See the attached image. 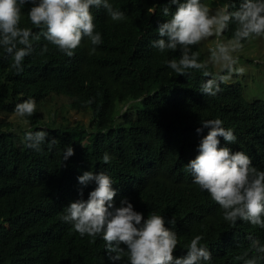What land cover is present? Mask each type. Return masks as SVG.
I'll return each instance as SVG.
<instances>
[{
	"label": "trees",
	"instance_id": "1",
	"mask_svg": "<svg viewBox=\"0 0 264 264\" xmlns=\"http://www.w3.org/2000/svg\"><path fill=\"white\" fill-rule=\"evenodd\" d=\"M109 2L123 11L126 19L121 22L108 19L115 33L112 39L106 38L101 57L97 51L86 62L76 53L73 57L53 60L54 50L58 56L59 52L41 36L34 42L32 54L24 60L25 72L17 76L10 73L11 89L5 86L0 93V158L15 168L0 178L3 189L0 191V264H124L108 258L98 237L92 243V238L81 237L71 224L67 227L61 222L60 216L54 218L47 214L45 194L66 181L73 182V178L78 180L85 171L97 174L103 171L112 178L113 188L118 189L119 195L115 202L160 187L168 177L182 179L186 149L192 148L193 143L199 149L210 130L204 128L197 132L202 127L201 120L221 119L223 127L231 129L237 137L239 148H251L249 154L253 153L255 142L264 141V100L255 99L249 82L238 79L239 75L222 84V91L215 97H209L200 92L201 84L210 78L202 72L193 71L189 77L177 76L165 62L167 53L155 54L157 66L151 67L147 62L145 54L158 29L155 20L164 17L165 7L171 10L175 5H170L169 0ZM241 2L238 0L239 5ZM30 7L25 5L22 9L21 27L42 31L29 21ZM101 14L108 16L103 9ZM234 28L228 32L229 37ZM229 37L225 36L227 40ZM243 43L244 48L236 53L238 65L254 64L251 52L249 57L242 55L249 42ZM45 45L49 51L41 55ZM199 46L193 51L204 62L209 59L214 42L203 49ZM114 48L129 59V67L116 66L111 58ZM1 66L11 68V57ZM209 71L215 73L219 69L209 65ZM50 92H56L61 106L86 117V122L56 120L57 111L54 115L48 112L52 102L48 98ZM30 98L37 102L36 113L31 117L17 116L15 106ZM14 119L20 121L14 122ZM39 130H46L48 140L56 138L57 144L49 149L46 140L41 151L26 148L22 142L25 133ZM68 145L74 149V155L63 161ZM106 152L111 157L109 164L102 161ZM95 187L92 183L84 192ZM26 204V213L31 212L27 225L25 222L23 227L17 224L11 229L4 228L3 220L7 217L13 216L17 223L19 212ZM172 213L168 221L175 216L174 227L180 234V243L174 252L177 258L187 254L186 246L196 235L204 237L201 243L212 253L211 264H244L237 257L249 251V236L264 246V229L243 221L231 225L224 220L223 210L208 197L195 200L173 216ZM54 227L63 232L53 237L43 236L45 230ZM23 232L25 241H39L41 256L19 253L17 238ZM263 254L249 251L245 259Z\"/></svg>",
	"mask_w": 264,
	"mask_h": 264
},
{
	"label": "clouds",
	"instance_id": "2",
	"mask_svg": "<svg viewBox=\"0 0 264 264\" xmlns=\"http://www.w3.org/2000/svg\"><path fill=\"white\" fill-rule=\"evenodd\" d=\"M169 4L176 7L171 10L165 7L164 17L155 20L158 29L146 51L147 62L151 67L157 66L155 54L167 53L165 62L177 76L189 77L193 71H197L202 72L204 77H210L201 84L200 92L215 97L222 91L221 85L227 84L233 75L244 74L245 69L238 66L236 55L244 48L243 42L264 38V0H242L240 5L238 0H227L225 3L221 0H169ZM25 5H31L28 11L30 23L42 31L34 32L31 28L21 27ZM102 9L106 10L108 16L101 14ZM152 12L155 13V8ZM108 19L115 22L126 19L125 13L115 9L109 0H0V93L3 88H10V73L17 76L25 72L24 60L32 54L33 44L41 36L59 52L58 56L53 49V60L73 57L76 53L86 62L97 51L98 57H101L105 52L106 38L112 39L115 33ZM234 26L233 35L229 37L228 32ZM225 36L230 39L227 40ZM210 39H213L214 46L209 49V59L201 62L199 53L193 48L200 45L198 48L203 49ZM48 51L45 45L40 54ZM9 57L11 68L6 69L1 63L7 62ZM111 58L119 67H129L131 64L118 49ZM209 65L218 68L219 72L209 71ZM49 94L48 98L52 100L50 105H60L56 110V120L62 122L66 118L71 122L70 116L76 112L62 107L56 92ZM254 98L263 100L257 96ZM14 111L19 117H31L37 111V102L27 99L18 103ZM201 125L197 128L198 133L204 128L210 130L201 140L199 149L195 147L196 143L186 149L187 161L184 168L182 166V179L176 181L168 177L160 187L134 193L115 202V197L119 198V195L118 189L113 188L112 178L103 171L99 174L85 171L78 180L73 178V182L66 181L45 194L46 213L54 215V218L60 216L61 222L67 227L71 224L81 237L92 238V243L98 237L108 258L114 262L211 264L212 253L201 243L204 239L202 235L191 239L186 246L185 256H174L180 234L174 227L175 216L170 222L168 218L172 212L173 216L176 211L189 207L204 196L223 210L224 220L231 225L243 221L264 229V141L255 142L253 153L249 154L251 148H239L237 137L231 129L223 127L221 119L201 120ZM48 136L46 130L28 131L22 142L26 148L41 151V145L47 140L51 149L57 144V139L48 140ZM72 155L74 149L68 145L63 153V161ZM102 161L104 164L110 163L111 157L107 152ZM7 171L11 173L15 168L0 158V178ZM92 183L96 187L92 191L85 189V192H89L86 196L84 188ZM27 209V204L23 205L17 223L13 216L5 218L3 227L25 226V222L27 225L31 216L30 211L26 213ZM62 232L54 227L45 230L43 236L53 237ZM24 236L25 232L17 238L19 253L41 256L37 247L39 241H25ZM248 239L249 251L264 253V246L257 239L251 236ZM249 251L237 259L244 260V264H264V254L259 258L253 255L245 259Z\"/></svg>",
	"mask_w": 264,
	"mask_h": 264
},
{
	"label": "rangeland",
	"instance_id": "3",
	"mask_svg": "<svg viewBox=\"0 0 264 264\" xmlns=\"http://www.w3.org/2000/svg\"><path fill=\"white\" fill-rule=\"evenodd\" d=\"M212 44V41H207L203 46ZM251 52V56L249 55ZM242 55L246 57H251L255 63L248 64L244 63L238 65L243 67L245 72L243 75H239L238 79L242 78L244 83L249 82L250 92L252 96H257L264 100V39L257 38L252 40L246 45V49L242 51ZM249 89V87H248ZM60 108L59 104H53L49 106L50 114L54 115L55 111ZM12 117V116H11ZM71 123H76L78 121L86 122L87 118L77 114H72L70 116ZM20 121L19 119H14V122Z\"/></svg>",
	"mask_w": 264,
	"mask_h": 264
}]
</instances>
